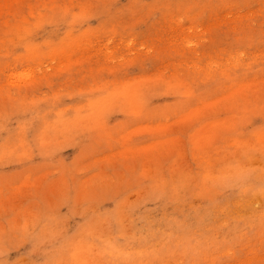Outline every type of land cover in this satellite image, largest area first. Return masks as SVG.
I'll list each match as a JSON object with an SVG mask.
<instances>
[{
    "label": "rangeland",
    "instance_id": "rangeland-1",
    "mask_svg": "<svg viewBox=\"0 0 264 264\" xmlns=\"http://www.w3.org/2000/svg\"><path fill=\"white\" fill-rule=\"evenodd\" d=\"M0 264H264V0H0Z\"/></svg>",
    "mask_w": 264,
    "mask_h": 264
}]
</instances>
